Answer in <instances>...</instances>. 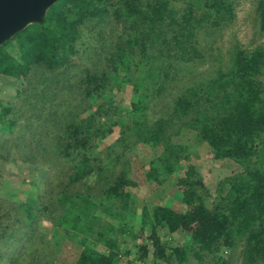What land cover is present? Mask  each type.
I'll return each mask as SVG.
<instances>
[{"label":"trees","instance_id":"trees-1","mask_svg":"<svg viewBox=\"0 0 264 264\" xmlns=\"http://www.w3.org/2000/svg\"><path fill=\"white\" fill-rule=\"evenodd\" d=\"M235 7L58 0L0 44V75L24 84L17 104L0 102V151L49 175L37 201L25 195L0 213V262L53 264L69 241L80 246L75 264H264V47L235 44L212 76L197 70ZM256 12L264 30L263 3ZM84 28L99 44L74 65ZM128 86L121 106L115 96ZM186 131L239 167L214 194L185 163L191 144L176 139ZM136 147L154 151L144 169L132 167ZM171 177L180 210L138 209L136 190Z\"/></svg>","mask_w":264,"mask_h":264},{"label":"rangeland","instance_id":"rangeland-1","mask_svg":"<svg viewBox=\"0 0 264 264\" xmlns=\"http://www.w3.org/2000/svg\"><path fill=\"white\" fill-rule=\"evenodd\" d=\"M259 3H263L264 6V0H236L234 21L223 29L209 60L197 69L198 72L202 73V76H212L210 74L219 65L217 62L218 56L226 63L228 60V51L235 44H238L241 49L246 51H251L256 47H264V30H261V24L256 12ZM87 29L90 28L83 29L84 37L80 39L79 45L81 52L74 58V62L76 63L74 65H83L84 56L86 55L84 53L86 44L89 48L98 46L99 44L95 42L94 33ZM260 79L264 81V73L260 76ZM23 88V83L13 78L0 75V102L3 104H17V102H19L17 96L18 92ZM130 89L129 86L125 87L122 92L117 93L115 96L116 101L121 106H127L130 101ZM117 136L118 130L116 129L111 137L103 142L101 147L113 141ZM4 137H9V135L5 133L1 139ZM176 141H183L191 144V156L185 163L194 165L210 194L216 193L217 184L222 178L229 176L231 173L238 172L239 170V167L235 164L228 166L229 163L227 161L214 160L210 147L206 143L196 140L194 132L186 131L184 135L176 139ZM5 154V151H0V157L2 156L3 158H0V213L2 215L7 213L9 201L15 199V201H17L18 199L25 198V195L31 196L34 201H37V197H40L42 193L43 183L49 176L47 170L42 167L21 162L19 159L13 161L12 159L14 158L5 157ZM153 156H155L154 151L145 149L144 147H136L131 161L132 167L134 169H144L145 165L148 164V161H150ZM172 189L173 177L167 179L161 186H157L152 182L146 183L140 190H136L139 198L138 209L142 207L144 201H148L154 204L172 207L175 210H180L181 204L172 199ZM9 220L10 219L3 218L2 225L8 223ZM43 224L45 227H49L47 222ZM163 235L164 234H162V236ZM80 251L79 245L74 242L65 241L59 248V252L55 256L53 264H75ZM222 254L227 256L228 251H223ZM130 259L131 257H123L119 261V264H129L131 261ZM235 259V264H238L239 259L237 257ZM0 264L4 263L0 262Z\"/></svg>","mask_w":264,"mask_h":264},{"label":"water","instance_id":"water-1","mask_svg":"<svg viewBox=\"0 0 264 264\" xmlns=\"http://www.w3.org/2000/svg\"><path fill=\"white\" fill-rule=\"evenodd\" d=\"M58 0H0V44L34 21Z\"/></svg>","mask_w":264,"mask_h":264}]
</instances>
